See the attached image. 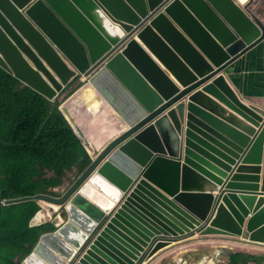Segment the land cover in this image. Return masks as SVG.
I'll return each mask as SVG.
<instances>
[{
  "label": "water",
  "instance_id": "obj_1",
  "mask_svg": "<svg viewBox=\"0 0 264 264\" xmlns=\"http://www.w3.org/2000/svg\"><path fill=\"white\" fill-rule=\"evenodd\" d=\"M257 1L0 0V66L50 99L120 51L89 82L128 126L62 198H34L66 206L68 222L22 264H72L107 221L114 248L96 241L76 264H131L128 253L146 244V258H158L194 235L264 247V112L225 81L264 40ZM123 57L152 92L144 82L139 96L113 67ZM108 77L131 99L125 105ZM30 199L4 201L0 189V218L3 206ZM49 220L42 209L31 225Z\"/></svg>",
  "mask_w": 264,
  "mask_h": 264
},
{
  "label": "trees",
  "instance_id": "obj_2",
  "mask_svg": "<svg viewBox=\"0 0 264 264\" xmlns=\"http://www.w3.org/2000/svg\"><path fill=\"white\" fill-rule=\"evenodd\" d=\"M84 86L71 82L57 102L39 94L0 67V188L3 199L51 195L81 175L108 144L94 148L90 131L105 130L92 102L74 98ZM85 96H88L85 94ZM74 98V99H73ZM73 99V100H72ZM67 109H66V107ZM68 111V114L66 113ZM41 202L4 206L0 220V264H21L50 224L31 226ZM236 256L231 264H238Z\"/></svg>",
  "mask_w": 264,
  "mask_h": 264
},
{
  "label": "clouds",
  "instance_id": "obj_3",
  "mask_svg": "<svg viewBox=\"0 0 264 264\" xmlns=\"http://www.w3.org/2000/svg\"><path fill=\"white\" fill-rule=\"evenodd\" d=\"M255 11H258V9L262 8L264 10V5L261 2V0H258L257 2H255ZM253 16L256 17L254 11H253ZM257 18V17H256ZM258 19V18H257ZM259 21V20H258ZM260 22V21H259ZM261 24V23H260ZM262 25V24H261ZM263 27V25H262ZM264 28V27H263ZM131 40V39H130ZM129 40V41H130ZM127 41V42H129ZM264 41V40H263ZM262 41V42H263ZM120 53V51H116L114 52V54L108 59H112L115 56H118ZM108 60H106L104 63H102L98 68H96L92 73H90L87 77H85L83 74L82 75H78L76 78L72 79L66 86H64L63 90L61 92L58 93V95L53 98L50 99L48 97L49 100L57 102L58 99H60V94L65 90V88L74 80L76 79H81L82 83L84 84V86L79 90V92L77 93V95L74 96V98H80L82 97V99L80 100V105L75 106V112H77L79 109H81L84 106V103L86 102L87 98H89V101L92 102L93 105V110H94V115L98 116V118H105L106 121L104 123V125H106L105 130H102L101 133L103 134L102 139L99 141L98 145L95 146L93 145L94 148L96 147H100L103 144V141L105 140V138L109 135H111V138L108 142V144L105 146V148L102 150V152L114 141L116 140L119 136H121L122 134H124L125 132L128 131V126L124 123V121L120 118V116L111 108V106L108 104L107 101H105L102 96L100 95V93L90 84L89 80L92 76L98 74L101 70L106 69V63L108 62ZM1 67V66H0ZM113 67L115 69L119 68L121 71V74L123 75V77L125 78V80L136 86L137 92L140 96V89L142 88V84L145 82L144 78H142L132 67L131 63L126 60L124 57L121 60H117L113 63ZM2 68V67H1ZM3 69V68H2ZM6 71V70H5ZM7 72V71H6ZM9 73V72H8ZM11 74V73H9ZM13 75V74H12ZM15 76V75H13ZM16 77V76H15ZM17 78V77H16ZM114 78V77H113ZM18 79V78H17ZM20 80V79H19ZM104 80H108V84H104ZM102 80V83L104 84V86L109 89V94H114L113 98H117L118 97V102L121 103L122 105H125V102L130 101L131 99L126 97L123 93L122 90H118V92L115 90L117 89L114 81H112L109 77L108 79H104ZM21 81V80H20ZM226 83L228 82L227 80H225ZM22 82V81H21ZM24 85H26L24 82H22ZM146 84V82H145ZM120 86L121 88H124V85L120 82ZM147 86V84L145 85ZM31 88V87H30ZM34 90V89H33ZM36 91V90H35ZM113 91V92H111ZM151 89L147 86L146 88V93L150 92ZM88 93L89 96H85L84 93ZM152 92V91H151ZM39 93V92H38ZM41 94V93H39ZM43 95V94H41ZM129 95L132 97V99L134 100V96L129 93ZM44 96V95H43ZM73 98V99H74ZM72 99V100H73ZM137 104H141L140 101H136ZM249 106V105H246ZM66 107V105H65ZM67 109V107H66ZM66 113L68 114V111L66 110ZM101 152V153H102ZM215 152H219V151H215ZM100 153V154H101ZM99 154V155H100ZM98 155V156H99ZM97 156V157H98ZM211 156H215V153H212ZM96 157V158H97ZM96 158L94 160H96ZM93 160V162H94ZM204 161L206 163H208L210 165V167L216 169L219 173L224 174L222 168L220 165L214 164V163H210L208 162V160L205 158ZM219 161L223 164H225L227 167H229V169L231 170L233 165L228 164L226 162L225 159L223 158H219ZM92 162V163H93ZM91 163V164H92ZM90 164V165H91ZM90 167V166H89ZM88 169V168H87ZM86 169V170H87ZM85 170V171H86ZM84 171V172H85ZM83 172V173H84ZM83 173L81 175H83ZM81 175H78L75 179H73L72 182L67 183L65 186L61 187V188H56L54 189L55 191V195L51 196V195H44L41 194V196H51L54 198H62L67 192L68 190L77 182V180L79 179V177ZM227 173H225V176L227 177ZM226 177H223V179H221L222 181H225ZM201 187H205L204 185H202L200 183ZM206 188V187H205ZM225 188L224 186L219 188V191L217 192V194L214 195L215 199L217 198L218 194L221 193L222 189ZM1 189V188H0ZM2 190V189H1ZM225 191V190H224ZM3 192V191H2ZM36 196H40V195H36ZM36 196H29V198H31L30 200H36L34 199ZM27 198V197H24ZM19 199H23V198H18V199H10V200H19ZM4 200V199H3ZM5 201V200H4ZM29 201V200H27ZM41 202V210L43 209L44 211L47 212V214L50 216V220L47 221L44 224H37L34 226H40V225H45V224H50L53 229L50 231H47L46 233L42 234L38 243L40 242L41 238L43 235L46 234H51V233H55L58 229L62 228L67 222H68V216L65 212V208L66 206H58V210L55 209V207L52 204H48L47 202L41 201V200H36ZM25 202V201H22ZM20 203V202H19ZM16 204V203H14ZM12 205V204H11ZM5 206H9V205H5ZM4 207V206H3ZM120 207H114V211H113V216L114 214L118 211ZM3 209V208H2ZM40 210V211H41ZM39 211V212H40ZM38 212V213H39ZM2 213V211H1ZM37 213V214H38ZM36 214V215H37ZM35 215V217H36ZM34 217V218H35ZM33 218V219H34ZM32 219V220H33ZM1 220V218H0ZM31 220V222H32ZM247 223V221H246ZM246 223L244 225V227L246 226ZM31 224V223H30ZM90 224H95V226H98L96 223H90ZM108 221L105 222L101 228L99 229H94V234L93 236L88 240V242L86 243V245L84 246L83 250L78 253L77 257L74 259L72 264H76L80 258H83V255L87 253V251L92 250L91 247L93 245H95V242H100L102 244H111V246L113 247V244L110 242L112 241L115 244V240L110 237V235H108L107 231L108 229L104 230L105 227H107ZM32 226V225H31ZM111 231L113 234L118 235V232L116 231V229L111 228ZM105 235V236H102ZM88 235V234H87ZM37 243V245H38ZM36 245V246H37ZM192 245V246H191ZM236 245H239V247L241 246H259L262 247L260 245H257L255 243L249 242L247 236H243L242 239L237 240L236 242H228L225 238H213V237H199L198 235H194L191 238H188L185 241H182L180 243H178L177 245H174L170 248L164 249L158 253H156V255H160V257L158 258H162L161 262H167L169 261L171 258H175V260H177L178 262H182L183 258H185L186 256H182L177 252V248L182 247L183 251L185 252L184 255H189L190 254V250L195 249L197 246H201L202 250H210L211 254L213 255V258H216V261H218L219 258L224 257V263L225 264H231V258L233 256H236L237 262L239 264H264V256H261V254H248L245 252H241V250L238 249H234V247ZM35 246V248H36ZM119 247V246H118ZM146 249L145 250H141L140 252V256H136L135 253L131 252L129 250V248H125L128 251L131 252L133 255H131V253H128L133 259V262L131 264H141V262L143 261L142 264H147L149 261L156 259V258H146L147 256V252L148 249L150 247V244H146V246H144ZM34 248V250H35ZM114 248V247H113ZM141 249V247H140ZM34 250L32 251L31 254H33ZM93 251V250H92ZM77 252V251H76ZM162 253V254H161ZM30 254V255H31ZM30 255H28L26 258H28ZM24 258L23 261L21 262V264L24 262V260L26 259ZM138 258V262H135V260ZM146 258V259H145ZM169 259V260H168ZM100 262V261H99Z\"/></svg>",
  "mask_w": 264,
  "mask_h": 264
},
{
  "label": "crops",
  "instance_id": "obj_4",
  "mask_svg": "<svg viewBox=\"0 0 264 264\" xmlns=\"http://www.w3.org/2000/svg\"><path fill=\"white\" fill-rule=\"evenodd\" d=\"M261 2L264 5V0H261ZM254 13L264 27V10L260 8L258 11H254ZM234 68L238 74H236L233 83L227 82L229 88L242 104L252 105L264 112V41L249 51L243 59L234 65ZM85 94L89 96L88 93L85 92L84 95ZM118 246L127 252V250L121 244ZM238 248H240L239 250H241V252L251 255L261 254V256H264V247H239V245L234 247V249ZM159 261L161 260L153 259L147 264L180 263L175 260V258H171L167 262ZM135 262H138V258L135 260ZM182 262L183 264H216L218 261H216V258H213L210 250L192 249L190 250V254L183 258Z\"/></svg>",
  "mask_w": 264,
  "mask_h": 264
},
{
  "label": "rangeland",
  "instance_id": "obj_5",
  "mask_svg": "<svg viewBox=\"0 0 264 264\" xmlns=\"http://www.w3.org/2000/svg\"><path fill=\"white\" fill-rule=\"evenodd\" d=\"M90 136H91V141L97 139V140L95 141V143H94V145L97 146L98 143H99V141L102 139L103 134L100 133L99 131H96V132H95V131H90ZM195 249H200V250H202V249H204V248H202L201 246H197ZM177 252H178L180 255H182V256H187V255H184L185 252L183 251V248H182V247L177 248ZM156 259L162 261L163 258H156ZM168 260H169V259H168ZM161 261H159V262H161ZM176 264H183V262L176 263ZM216 264H224V257L219 258V259H218V262H217Z\"/></svg>",
  "mask_w": 264,
  "mask_h": 264
},
{
  "label": "bare ground",
  "instance_id": "obj_6",
  "mask_svg": "<svg viewBox=\"0 0 264 264\" xmlns=\"http://www.w3.org/2000/svg\"><path fill=\"white\" fill-rule=\"evenodd\" d=\"M34 250V249H33ZM30 264H40L38 261H33Z\"/></svg>",
  "mask_w": 264,
  "mask_h": 264
}]
</instances>
